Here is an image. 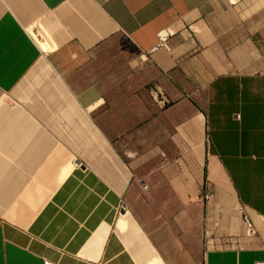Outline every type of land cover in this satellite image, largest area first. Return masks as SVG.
<instances>
[{
  "label": "crops",
  "instance_id": "obj_1",
  "mask_svg": "<svg viewBox=\"0 0 264 264\" xmlns=\"http://www.w3.org/2000/svg\"><path fill=\"white\" fill-rule=\"evenodd\" d=\"M263 219L264 0H0V264H264Z\"/></svg>",
  "mask_w": 264,
  "mask_h": 264
},
{
  "label": "built area",
  "instance_id": "obj_2",
  "mask_svg": "<svg viewBox=\"0 0 264 264\" xmlns=\"http://www.w3.org/2000/svg\"><path fill=\"white\" fill-rule=\"evenodd\" d=\"M163 41V35L162 37H160V42L159 44H161ZM203 191H204V198L207 199L210 195V185L208 183H205V186L203 188ZM239 209H240V212L242 214V219H243V222H244V225H245V236L247 238H252L256 235L257 233V230H256V227L252 224V222L248 219L247 215L245 214L244 212V209L242 206H239ZM263 223H264V219L262 220Z\"/></svg>",
  "mask_w": 264,
  "mask_h": 264
}]
</instances>
